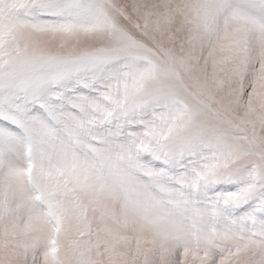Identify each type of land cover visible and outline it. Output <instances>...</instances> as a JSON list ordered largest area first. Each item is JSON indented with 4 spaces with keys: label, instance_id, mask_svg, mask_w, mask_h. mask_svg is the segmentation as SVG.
I'll return each instance as SVG.
<instances>
[{
    "label": "snow or ice",
    "instance_id": "obj_1",
    "mask_svg": "<svg viewBox=\"0 0 264 264\" xmlns=\"http://www.w3.org/2000/svg\"><path fill=\"white\" fill-rule=\"evenodd\" d=\"M0 264H264V0H0Z\"/></svg>",
    "mask_w": 264,
    "mask_h": 264
}]
</instances>
